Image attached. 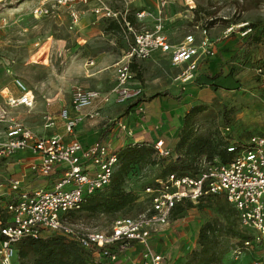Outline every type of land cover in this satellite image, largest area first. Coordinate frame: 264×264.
I'll return each mask as SVG.
<instances>
[{
  "label": "rangeland",
  "instance_id": "1",
  "mask_svg": "<svg viewBox=\"0 0 264 264\" xmlns=\"http://www.w3.org/2000/svg\"><path fill=\"white\" fill-rule=\"evenodd\" d=\"M104 1L121 12L127 6V16L132 18L137 27L151 29L158 19V0ZM149 1H154V6ZM38 2L40 0H6L0 8V104L3 90L6 87L13 90V79H20L33 91L35 106L31 110L18 107L12 109L11 113L35 134L48 137L64 131L59 111L62 107L69 109L71 86L78 84L100 91L111 89L115 83V72L110 65L125 49L121 32L106 28L104 20L98 21V26L94 25V32L88 26L83 27L80 32L69 29L66 7L51 9L48 15L34 18L31 11ZM190 3L195 6L191 10V17L187 11ZM73 8L79 12L80 18L87 12L82 4H75ZM139 9H146L151 15L139 22L134 19V12ZM161 13L163 18L165 15L171 17L169 21H162L163 31L175 41L186 34H192L198 42L200 33L193 25H205L207 36L214 42L215 52L218 54L217 67L208 71L207 63L211 57L206 58L200 62L195 79L182 83L177 78L181 68L172 66L167 55H152L141 60L138 67L140 77L135 79L143 92L144 106L153 101L151 109L145 108L148 114L146 124L151 126L157 123L162 132H167L168 139L164 141L171 150L183 114L191 106H203L200 112L193 115L194 136L214 143L220 140L228 143L230 139L245 140L262 131L264 0H168ZM88 16L89 14L85 18ZM89 58L94 59L93 65L87 63ZM206 74L218 77L209 80L205 77ZM161 91L168 93L160 96L161 103H158V97L149 99L152 94ZM130 107L131 105L124 107L112 103L104 105L98 119L85 123L78 132L75 128L73 134L89 136L87 142H90L97 139L103 124L110 120H127L135 130L140 112ZM46 112L50 114L52 125H47L43 118ZM226 126H229V131L225 130ZM159 133L154 135L158 136ZM117 134L122 139V135L119 132ZM3 140L4 126L0 123V143ZM172 153L174 154L173 150ZM25 154L27 155L25 152H17L10 157L0 158V199L3 201H7L9 180L21 177L20 168L26 161L23 165L21 162ZM198 158L197 162L200 164L218 160L215 155L209 159L207 154ZM159 169V162L131 167L125 176L123 188L133 192L138 201L130 207L115 214L81 212L75 218H69L70 223L79 230L106 231L116 217L136 215L144 206L142 188L158 176ZM50 177L53 178L54 175ZM35 179L38 183H50L44 177L37 176ZM223 199L222 195H205L193 202L179 221L173 223L170 219L168 225L160 228L163 229L160 231L161 235L151 238L152 248L162 253L168 264L182 263L194 244L200 224L214 217L218 212L217 206ZM224 215L239 229L235 215ZM232 241L233 239L224 241L220 264H245L249 261V256L237 261L231 257ZM29 261L28 258H18L15 252L12 264H28Z\"/></svg>",
  "mask_w": 264,
  "mask_h": 264
},
{
  "label": "built area",
  "instance_id": "2",
  "mask_svg": "<svg viewBox=\"0 0 264 264\" xmlns=\"http://www.w3.org/2000/svg\"><path fill=\"white\" fill-rule=\"evenodd\" d=\"M167 2L158 0V19L151 29L137 27L130 21L127 6L121 12L103 0H40L33 6L34 18L48 15L51 9L66 7L71 30L81 20L73 6H87L95 20L115 22L126 44L123 54L112 65L115 83L111 89L100 91L78 84L71 86L69 109L59 111L65 134L73 135L76 126L84 120L98 119L104 105H125L142 98L143 92L130 67L132 63L160 52L168 56L172 66L181 68L177 78L187 83L195 79L200 62L214 55V42L209 40L207 28L201 23L193 25L200 33L198 42L192 34H186L178 41L170 40L163 31L164 18L161 16ZM4 3L6 0H0V8ZM194 7L189 4V17ZM150 15V11L139 9L134 12V19L140 22ZM87 63L91 65L93 62L89 60ZM12 85L13 90L6 87L1 93L0 123L4 126V140L0 143V158L29 151L36 158L30 164L32 174L47 178L50 183L31 189L23 176L9 180L7 201L3 203L7 218L0 219V234L3 236L0 264H12L15 244L21 238L37 239L51 233L65 235L81 247L92 249L95 259L110 253L111 262H115L118 255L111 249L126 250L130 245L138 244L141 264H168L163 254L152 248L151 238L169 224L177 203H193L205 195H223L236 210L239 229L248 235L232 241L233 260L249 256L245 264H264V129L245 140H228L226 150L232 153V157L225 163L219 160L198 163L195 174L170 173L156 177L142 189L144 206L136 215L116 217L106 231L79 230L70 223L69 213L79 210L88 196L110 184L119 163L116 147L105 140L83 145L77 139L66 141L60 134L48 137L35 134L11 113L18 107L33 109V91L17 78L13 79ZM137 109L144 115L141 105ZM43 118L47 125L52 123L49 114H44ZM112 123L125 139L123 144L140 142L133 140L135 132L127 122L118 120ZM153 129L159 131L160 125H154ZM225 130L229 131V127ZM152 142L157 157L173 156L162 138Z\"/></svg>",
  "mask_w": 264,
  "mask_h": 264
},
{
  "label": "trees",
  "instance_id": "3",
  "mask_svg": "<svg viewBox=\"0 0 264 264\" xmlns=\"http://www.w3.org/2000/svg\"><path fill=\"white\" fill-rule=\"evenodd\" d=\"M129 20L133 22L132 18H129ZM104 21L106 22V28L121 32L120 27L115 22L108 20ZM130 67L132 71L135 72V77H140L137 64L132 63ZM205 77L209 80H215L218 76L211 77L206 74ZM165 95H168L166 91L156 92L152 94L149 99ZM202 109L203 106L196 105L191 106L184 112L181 126L173 142V156L157 157L152 146V140H143L135 143L127 142L118 147L116 153L119 163L113 173L110 184L88 196L79 210L69 213L70 218H75L81 212L90 214H115L138 201V197L133 192L126 191L123 188L125 176L134 165L156 164L159 162L160 169L156 177H162L170 173L195 174L198 168V157L203 154H207L209 159L215 155L218 160L223 163L229 161L232 157V153L226 150L227 142L220 140L214 143L211 140L194 136L193 115L200 112ZM225 122L228 123L227 120ZM108 132L109 128L107 125L99 131L97 142L103 141ZM162 137L165 140L168 139L165 135ZM156 177H154L153 180ZM153 180L148 184H151ZM223 198L222 202L217 206L218 212L214 217L200 224L194 244L189 249L185 260L180 264H220L221 255L223 253L222 245L225 240H242L248 237V235L237 229L233 222L228 221L227 216L224 215V213H231V215L236 216L237 221L236 210L226 201L224 196ZM3 203L4 201L0 199V219L2 221L7 218ZM190 206H192V202L190 201L177 203L172 209L170 218L172 222L175 223L179 221ZM2 238L3 236L0 234V240ZM15 249L18 258H28L30 260L28 264L113 263L110 260V253H107L102 258L95 259L92 255V249H85L75 240L59 233H51L37 239L23 237L15 244ZM113 249H111L112 252L117 255H121L125 251L118 248L113 251Z\"/></svg>",
  "mask_w": 264,
  "mask_h": 264
},
{
  "label": "crops",
  "instance_id": "4",
  "mask_svg": "<svg viewBox=\"0 0 264 264\" xmlns=\"http://www.w3.org/2000/svg\"><path fill=\"white\" fill-rule=\"evenodd\" d=\"M104 1V0H103ZM92 2V1H91ZM105 2V1H104ZM149 3H152V6H154V1L153 2H151V1H149ZM86 7V8H85ZM84 8H85V10L87 11L86 13H85V15H84V17L83 16H81L82 18H81V20H80V22H79V24H78V26L75 28L76 29V32H80L81 31V29L83 28V27H86V26H88L89 27V29L91 30V31H95L96 30V27H94V25L96 26H98V21L97 20H95L94 19V17L90 14V13H88L89 11H88V8H87V6H84ZM188 11V10H187ZM189 12V11H188ZM89 14V16L87 17V18H85L86 17V15H88ZM87 19V20H86ZM165 21H167L168 19H170L171 20V17H169V16H166L165 15ZM87 21V23H86V25H84V21ZM169 21V20H168ZM84 25V26H83ZM123 37V36H122ZM80 39L78 38L77 39V41H79ZM83 40V39H82ZM124 40V39H123ZM170 40L171 41H175V40H173V39H171L170 38ZM83 41H85V40H83ZM123 44H124V49L126 48V44H125V42L123 41ZM158 54H162V53H160V52H155L153 55H158ZM217 53L215 52L214 53V55L213 56H211V58L209 59V61H208V63H207V66H208V71H212L213 69H215L216 67H217V60H216V58L218 59V57H217ZM89 60H91L93 63L91 64V65H93L94 64V59L93 58H89ZM88 60V61H89ZM87 61V62H88ZM116 61V60H115ZM114 61V62H115ZM113 62V63H114ZM139 62H141V61H139ZM139 62H137L136 64H137V67H139ZM113 63H111V65H110V67H112V65H113ZM87 64V63H86ZM113 68V67H112ZM159 98V101H158V103H161V101H160V97H158ZM69 100H70V98H69ZM136 103H134V102H132V103H129V104H125L124 105V107H128L129 105H131V109H137V106L138 105H141L143 108H144V111H145V113H144V115H142L141 113H140V115H139V117H138V119L136 120L137 122L135 123V125L137 126V129H135L134 130V132H135V138L133 139V140H140V141H143V140H154V139H157V138H162L163 140H165L162 136L163 135H165V136H167V138H168V135H167V132H162L161 131V127H160V130L159 131H154V129H153V126L154 125H156V124H154V125H149V124H146V122H145V120H146V117H147V112H146V110H145V108L147 109V110H149V109H151V107H153L152 105H153V101H151L150 103H148L146 106H144L145 104H144V102L142 101V98H140L139 100H137V101H135ZM134 103V104H133ZM155 103V102H154ZM69 104V103H68ZM133 104V105H132ZM117 105V104H116ZM134 106V107H133ZM63 108V107H62ZM62 108H60V109H62ZM138 110V109H137ZM148 113H150V112H148ZM46 114H49L48 112H46ZM50 115V114H49ZM60 118V117H59ZM131 118L132 119H134V116H131ZM96 120V119H95ZM95 120H84V121H82V122H80L77 126H76V128H77V132L80 130V128L82 127V126H84L85 125V123H92V122H94ZM131 120V119H130ZM125 122H127L128 123V121L127 120H124ZM129 125H130V123H128ZM51 125H52V123H51ZM108 125V128H109V132L107 133V135L105 136V138H104V140L105 141H109L114 147H116V149L118 148V147H120V146H122L123 145V143L125 142V139L123 138V136H122V139H120L119 137H118V132H116V130H115V128H113V123H112V121L110 120L108 123H106V124H103V126H102V128H104L105 126H107ZM131 127H132V125H130ZM54 127V126H53ZM57 132H59V131H57ZM159 133V135L157 136V135H154V133ZM60 135H63V137H64V139L66 140V141H68V140H70V139H77L78 141H80L83 145H87V144H91V143H94V142H96L97 141V139H94V140H92V141H90V142H87V140L89 139V136H86L85 137V135H79V134H77L76 133V135H68V134H65V132L63 131L62 133H59ZM55 135V134H54ZM67 135H68V137H67ZM45 136V135H44ZM52 136V135H51ZM103 140V141H104ZM24 152L25 153H27V155L25 154V157H24V160L21 162V164L22 163H24L25 161V164L20 168L21 169V177L23 176L24 177V180H25V183H26V185L29 187V188H31V189H33V188H37V187H40V186H42L43 184L45 185V183H42V182H39L38 183V180L37 179H35V178H37V176H35V175H33L32 174V172H31V170H30V164H32L33 162H35V160H36V158H35V156L33 155V154H31L29 151H21V152H19V154L21 153V154H24ZM30 154V155H29ZM34 158V159H33ZM33 159V161H31ZM19 161H21V160H19ZM28 161V162H27ZM20 163V162H19ZM27 168V169H26ZM25 169H26V171H25ZM37 183V185L35 186V184ZM48 185V184H47ZM161 230H163V229H159V231L158 232H156V234L154 235L155 237H158V236H160L161 235V233L162 232H160ZM139 251H140V246L138 245V244H132V245H130L121 255H118V257H119V259H117L115 262H113L112 264H116L117 262V264H141L140 263V258H139ZM246 257H248V256H246Z\"/></svg>",
  "mask_w": 264,
  "mask_h": 264
}]
</instances>
